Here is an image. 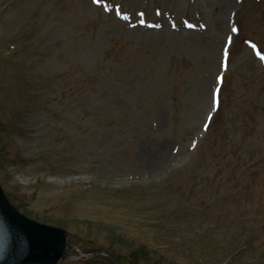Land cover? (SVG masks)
Returning a JSON list of instances; mask_svg holds the SVG:
<instances>
[{
    "label": "rangeland",
    "instance_id": "rangeland-1",
    "mask_svg": "<svg viewBox=\"0 0 264 264\" xmlns=\"http://www.w3.org/2000/svg\"><path fill=\"white\" fill-rule=\"evenodd\" d=\"M218 2L0 0V183L59 264H264V0Z\"/></svg>",
    "mask_w": 264,
    "mask_h": 264
},
{
    "label": "water",
    "instance_id": "water-1",
    "mask_svg": "<svg viewBox=\"0 0 264 264\" xmlns=\"http://www.w3.org/2000/svg\"><path fill=\"white\" fill-rule=\"evenodd\" d=\"M66 245L63 229L22 214L11 204L0 184V264L57 263Z\"/></svg>",
    "mask_w": 264,
    "mask_h": 264
},
{
    "label": "bare ground",
    "instance_id": "bare-ground-1",
    "mask_svg": "<svg viewBox=\"0 0 264 264\" xmlns=\"http://www.w3.org/2000/svg\"><path fill=\"white\" fill-rule=\"evenodd\" d=\"M231 4H232V0H219L217 6L221 7L222 9H225L227 6H231ZM215 26H221V25L219 23H216ZM28 137H31V135H28ZM166 149L167 147H164L160 153L150 151V152H144L143 154L140 155V158H142L143 161L145 162L147 174H154L156 171H158L159 166L161 167V162L166 161V159L169 157L167 152L165 151Z\"/></svg>",
    "mask_w": 264,
    "mask_h": 264
},
{
    "label": "snow or ice",
    "instance_id": "snow-or-ice-1",
    "mask_svg": "<svg viewBox=\"0 0 264 264\" xmlns=\"http://www.w3.org/2000/svg\"><path fill=\"white\" fill-rule=\"evenodd\" d=\"M102 2V0H94V3H97V4H99V3H101ZM117 14L119 15L120 13H119V11H117ZM140 15H143V13H141ZM123 19H125V20H127L129 17L127 16V15H123V17H122ZM141 23H144V21H141ZM189 27H195L194 25H188ZM157 27H158V25H157ZM232 31H237V29L236 28H233V29H231ZM228 40H229V42L231 41V37H228ZM250 44H251V47L253 48V49H255L256 48V45L255 44H253V43H251V42H249ZM257 55H260V53L259 52H257ZM262 60H264V56H261L260 57ZM222 79V78H221ZM213 103L214 104H216L217 106H218V104H219V99H218V93H214V95H213ZM205 127H207V126H205Z\"/></svg>",
    "mask_w": 264,
    "mask_h": 264
}]
</instances>
